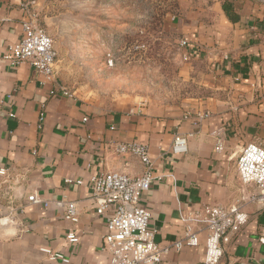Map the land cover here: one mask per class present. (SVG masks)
Returning a JSON list of instances; mask_svg holds the SVG:
<instances>
[{
  "label": "crops",
  "instance_id": "1",
  "mask_svg": "<svg viewBox=\"0 0 264 264\" xmlns=\"http://www.w3.org/2000/svg\"><path fill=\"white\" fill-rule=\"evenodd\" d=\"M241 2V19L235 23L223 11L222 0L214 3L212 18L198 13L178 19L176 30L189 42L185 60H207L215 89L171 119L103 111L74 93L62 94L58 79L53 84L27 63H6L5 52L22 37V4L33 8L35 0H0V100L6 101L0 105V168L8 169L7 175L0 174V264H109L101 247L110 210L96 212L90 177L111 170L142 171L137 159L114 154L109 148L114 141L149 146L155 177L141 203L152 214L150 226L160 244L182 238L183 220L194 206L226 205L238 196V156L246 144L264 142V9L253 7L251 0ZM207 111L211 117L199 126L185 117ZM218 125L226 127L221 154L215 153L212 134ZM177 133L188 138L186 154L171 152ZM31 194L41 201L31 202ZM66 200L77 203V223L63 216L58 202ZM248 211L249 222L218 264H264V207ZM70 231L78 242L66 239ZM200 237L198 246L171 249L159 264H203L205 233ZM43 248L64 259L52 260Z\"/></svg>",
  "mask_w": 264,
  "mask_h": 264
},
{
  "label": "rangeland",
  "instance_id": "2",
  "mask_svg": "<svg viewBox=\"0 0 264 264\" xmlns=\"http://www.w3.org/2000/svg\"><path fill=\"white\" fill-rule=\"evenodd\" d=\"M216 1L35 0L32 9L54 39L61 86L103 111L172 119L215 89L207 60L183 57L176 26L190 14L212 18Z\"/></svg>",
  "mask_w": 264,
  "mask_h": 264
},
{
  "label": "built area",
  "instance_id": "3",
  "mask_svg": "<svg viewBox=\"0 0 264 264\" xmlns=\"http://www.w3.org/2000/svg\"><path fill=\"white\" fill-rule=\"evenodd\" d=\"M25 17L22 20V37L10 45L3 59L11 66L27 63L43 74L53 84L57 83L58 50L54 39L39 23L38 12L29 4H22ZM182 49L189 42L182 38L179 41ZM183 57L187 55L183 53ZM54 93V90L51 91ZM61 93L71 96L73 93L66 87ZM9 94L8 98L11 99ZM6 101L0 100V105ZM264 106V101H263ZM133 112V111H132ZM14 116V113H10ZM212 113L198 112L194 117L186 115L192 124L199 126L202 121L211 117ZM45 117L40 112L39 120ZM86 120V118H85ZM215 139V153L221 154L226 144V127L218 125L212 132ZM115 155L135 158L142 166L139 174H131L125 170H111L90 177L91 197L98 214L107 215V231L101 250L109 255V264H159L162 256L171 249L181 250L184 246L194 247L201 242V233H205V255L203 264H218L226 252V248L249 222L250 206L264 207V142H250L244 146L238 156L236 168L241 188L239 194L229 204L202 203L190 209L183 220V235L171 245L156 242L155 230L151 228V212L142 205L143 195L150 189L154 179L155 161L149 146L138 140L114 141L109 144ZM188 138L183 133L174 137L171 152L183 155L188 152ZM8 169L0 168V174L7 175ZM66 182H73L67 178ZM75 182L83 184L82 179ZM28 199L31 202L41 201L34 194ZM47 206V201L43 200ZM64 210V218L77 223L79 211L74 201H60ZM69 242H78L74 231L67 234ZM264 244V235L261 237ZM52 260L64 259V255L49 248H43Z\"/></svg>",
  "mask_w": 264,
  "mask_h": 264
},
{
  "label": "trees",
  "instance_id": "4",
  "mask_svg": "<svg viewBox=\"0 0 264 264\" xmlns=\"http://www.w3.org/2000/svg\"><path fill=\"white\" fill-rule=\"evenodd\" d=\"M171 4H167V7H169ZM222 8L225 12L228 19L235 23L238 22L241 19L240 12L236 8V6L233 4V2L228 0H222ZM166 11H169V8H166Z\"/></svg>",
  "mask_w": 264,
  "mask_h": 264
}]
</instances>
